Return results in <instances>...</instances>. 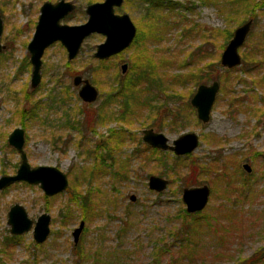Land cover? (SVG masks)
I'll return each instance as SVG.
<instances>
[{
  "label": "rangeland",
  "instance_id": "374dc122",
  "mask_svg": "<svg viewBox=\"0 0 264 264\" xmlns=\"http://www.w3.org/2000/svg\"><path fill=\"white\" fill-rule=\"evenodd\" d=\"M43 1L0 0L3 21L0 41L5 45L0 55V176L14 174L20 163L19 153L8 144L7 137L13 128L22 127L23 110L26 116L24 151L30 167L59 168L67 175L68 186L86 194L88 200L82 209L70 199L71 193L69 195L67 191L46 196L39 184L24 181L0 190V264H201L200 257L207 260L206 264H227L225 258L216 254L229 251L234 258L238 254L248 257L264 246V102L261 97L264 89L255 86L254 75L240 71L239 66L232 69L221 66L217 71L215 68V72H209L210 79L208 72H203L199 84L221 81L210 119L203 123L197 119L196 111L187 105L199 85L192 81L195 74L181 77L190 72L192 65H181L180 62L188 53H199V49L203 57L201 62H212L216 56L219 61L231 38L227 35L248 18H252V24L238 51L241 61L244 55L257 54L259 57L258 53L264 51V3L261 0H167L172 3V8L156 7L147 12L146 6L138 4V0H124L121 6L114 8L115 13L129 15L137 28L138 42L144 43L147 54L156 59H172L170 64L162 63L160 67L178 77L179 83L168 82L170 76L158 68L149 79L153 89L146 92L149 95L141 96L143 100L153 98L157 93L150 106L141 100V104L134 105L136 108L132 106L125 110L116 103L110 104L108 111L113 108L119 118L104 117L102 124L96 116L98 105L105 98L109 99L111 91L108 87L111 79L107 80L105 75L121 73L123 63L133 68L136 46L127 47L100 65L93 53L96 45L104 40L102 34L87 37L73 60H68L64 47L55 42L42 55L39 86L31 88V66L25 64V57H29L26 47ZM69 1L77 8L61 22L73 25L86 21L88 3L103 0ZM253 3H257V7L252 12L249 9ZM103 65L107 70L96 74ZM74 72L90 81L97 76L95 81L101 86L100 96L92 104L91 109L95 111L91 113L83 112L81 108L85 103L78 96L79 86L72 84ZM216 74L219 78H214ZM262 74L260 72L258 78ZM180 78L187 82H180ZM157 82L161 84L160 92ZM143 88L141 85V90ZM234 99L235 103H241L243 110L235 103L230 106ZM250 107L256 109L257 116ZM103 109L102 113H105ZM260 115L262 117L257 120ZM145 128L162 132L169 143L185 132H195L198 146L189 153L190 159L177 160L175 156L182 155L167 150L164 159L151 160L152 154L148 155L149 150L145 147L148 144L142 140ZM111 130L123 134L125 142L116 146L104 142L111 136ZM97 141L111 145L115 153H112V159L99 161L101 165L94 159L97 158L94 153ZM131 155L136 157L128 159ZM213 157H218V161H214L217 172L226 164L239 182L242 176L235 170L236 164L239 163L241 168L245 162L250 164L252 169L243 194L236 192L225 201L221 196L223 178H217L214 173H199L197 165L199 167L201 163L197 159L206 164L211 163ZM110 161L115 170L118 166L125 170L126 174H120L123 178L117 173L112 175L114 166L112 171L108 168ZM188 164L195 167L194 172L184 166ZM242 171L245 172L243 168ZM151 174L168 180L163 191L154 192L148 188L147 178ZM186 177H195L197 181L184 186ZM203 184L210 189L206 213L214 216L218 224L212 226L208 237L200 236L198 253H193L192 260H188L185 251L178 249V244L184 242L183 234L171 237L169 232L174 231L179 222V208H185L181 200L182 189ZM131 195L135 196L134 201L130 200ZM15 203L24 207L33 225L41 213H49L50 234L44 242L34 241L32 228L16 235L19 236L16 241L10 240L7 212ZM81 220L85 222L84 228L74 245L72 231ZM160 237L167 238L172 251L170 255L163 253L158 262L153 250ZM74 246L81 255L76 254ZM179 256L182 259L179 260Z\"/></svg>",
  "mask_w": 264,
  "mask_h": 264
},
{
  "label": "water",
  "instance_id": "95a60500",
  "mask_svg": "<svg viewBox=\"0 0 264 264\" xmlns=\"http://www.w3.org/2000/svg\"><path fill=\"white\" fill-rule=\"evenodd\" d=\"M123 0H103L92 2L86 6L87 19L84 23L68 25L60 23V20L74 9L70 1L59 0L55 4L44 2L40 8V15L35 26V31L27 45L29 62L32 65L30 86L36 88L41 82V57L44 50L56 41H60L67 51V58L73 59L79 52L83 40L93 33L105 36L104 41L96 45L93 53L94 58L106 60L129 47L136 35V26L127 13L117 14L115 7L122 5ZM252 20H246L238 25L225 45L219 57V63L224 68H233L241 64L239 48L244 44L249 33ZM2 33V19L0 16V36ZM3 45L0 43V51ZM127 63L121 65V73L127 71ZM73 85L79 86L78 94L85 102H94L98 96L96 87L88 80L82 79L80 75L73 77ZM219 82L213 80L211 83H200L190 98V104L195 108L196 117L199 121L208 122L212 106L219 90ZM142 140L149 146L166 151L175 155H187L198 146V135L195 132H185L171 143L162 132L152 128L142 131ZM7 142L20 156V163L14 174L0 176V190L17 182L24 181L28 184H39L46 196H53L63 192L68 185L66 174L55 166L38 165L30 167L27 155L24 151L25 135L20 126L13 128L9 133ZM245 172H251V166L245 162L242 164ZM168 180L159 175L151 174L147 179V186L154 192L163 191ZM210 194L209 186L184 187L181 194L182 203L188 213L203 210L208 203ZM134 201L135 196L131 195ZM50 215L41 213L34 222L27 216V212L20 204H13L7 212V224L9 232L13 235H21L32 228L33 239L37 243L44 242L50 231ZM84 220H81L72 231L74 245L77 244L80 234L84 228Z\"/></svg>",
  "mask_w": 264,
  "mask_h": 264
},
{
  "label": "trees",
  "instance_id": "16d2710c",
  "mask_svg": "<svg viewBox=\"0 0 264 264\" xmlns=\"http://www.w3.org/2000/svg\"><path fill=\"white\" fill-rule=\"evenodd\" d=\"M125 1H128V0H125ZM89 2H91V0H89ZM261 2L264 3V0H261ZM138 4L145 5L147 12L151 8H156V7L157 8L158 7L159 8H172V3L170 1H167V0H138ZM256 4H254V6H252V8L249 10H252V12H253L255 10V7H257V6H255ZM250 19H252V18H250ZM186 30L189 31V28H187ZM215 31H219V30L215 29ZM232 33L233 32H231L227 36L231 37ZM138 39L139 38L137 36L134 39L133 44L131 45V46H136L135 47L136 54L134 55L135 66L133 68L131 66H129L128 70L123 75L121 73H119L118 71H116L115 73L110 74V75H105L107 80L111 79L110 83L108 82V87L111 89V91H110L109 99L107 100V98H105L106 101L103 100V102L105 101L104 104H102L103 102H101L98 106L99 110L97 113L98 114L97 120L100 121V123L102 122V124L104 123V119H106L109 116H111V119H117L118 120V118H119V116L115 115L116 112L114 111L113 108H112V110L109 109V111H108V107L110 104L116 103V104H118L120 109H124V110L128 107H131V109H132V106H133V108H136V107H134V105H136L138 103L141 104V102L150 106L149 103L152 101V99L156 96L157 93L154 95L153 98L150 97V98L141 100V96L149 95V93H146V92L153 89V86L150 84L151 80H149V79H151L150 78L151 75H154V73L157 72L158 68H161L160 66L162 63H164V64L165 63L166 64L171 63L172 59L164 58V57H161V59L160 58L156 59L154 57V55H152V54L150 55L149 53L147 54L146 50H145L146 48L144 46V43L138 42ZM223 47H224V44L221 45V48H223ZM257 48L259 49L260 46L258 45ZM198 51H199V53H197L195 55H191V53H188L186 55V57H184V59H182L180 61L182 63L181 65H186V64L188 66H189V64L192 65V66H189L191 68L190 72H186V73L181 74V77L182 78L192 77L193 74H195L192 78L193 79L192 81L194 82L195 85H198L200 80H202L203 72H204V74H206L208 72L207 76H208V79H210L209 72H215L214 71L215 68H216V71L219 68H221L219 61H217V56H216L215 60L212 62L211 61L210 62L209 61L208 62H201V60H203L202 51L200 49ZM251 51H253V48L251 49ZM258 54H259V57L257 56V54H255L254 56L253 55L242 56V61H241V64L239 65V70L244 72V73L253 74L254 75V78L252 80L253 84L255 86H258L261 89H264V51L259 52ZM190 60H191V62H189ZM103 62H104V60L99 61L100 65H102ZM25 64L28 66V63L26 60H25ZM104 70H107V68H106V66L103 65L102 69L97 70L96 74H98L99 71L102 72ZM227 70L228 69H226V71ZM159 71H164V73H166V68H161ZM260 72H262L263 74L260 78H258V75ZM166 74L169 75V73H166ZM169 76H170V79L167 78L168 82H170L174 85L176 83H179L178 77L171 76V75H169ZM218 76H219V74H216V76H214V78H219ZM96 77H97L96 75L93 76L91 81L100 90L101 86L99 85V83H97L95 81ZM182 78H180V82H182V83L187 82L186 80H184ZM220 82L221 81H219V83ZM141 85L144 86V88L142 90H141ZM160 86H161V84L158 83V85H157L158 92L162 91V88H160ZM168 87L169 86H167L166 89ZM140 92H143L144 94H142ZM261 97H262V100L264 102V94H262ZM140 100H141V102H140ZM235 101H236V99L231 101L230 106H232L235 103ZM187 105L189 106V108L193 112H195V109L190 105L189 100L187 101ZM234 105H238L239 106L238 109L243 110L240 102H236ZM103 107H104V109H103ZM250 108L252 109L251 111H253V113H255V115L257 116L258 114L256 113V109L252 108V107H250ZM101 109H103L105 111V113H102ZM24 113L25 112L22 110L21 116H20L22 119V120H20V125L23 128H25V121H26V119H25L26 116ZM262 114L264 115V112ZM169 115L171 116L170 112H169ZM104 117H106V118H104ZM261 117H262V115H260L257 120H259ZM126 120L127 119L123 120V122L125 123ZM110 134H111V136H109V139L107 136L104 142H107L111 145H112V143H114L115 146L118 143L125 142V138H124L123 134H119L118 131L111 130ZM104 142H103V144H100V142H98V141L94 143V153H95V157H97L94 159H97L98 164H99V161H101V160L112 159V158H110V157H112L111 156L112 153H113V155H115L114 148H112L111 145H106L107 143L104 144ZM145 147L150 151V152L149 151L147 152L148 155H150V153L152 154V156L150 158L151 160H162V159H164V157H166L165 155L167 152H165V151L158 150L156 148H152L149 145H146ZM135 155H131L130 157H128V159L136 157ZM258 155L261 156L260 153ZM191 156H192L191 154L182 155V156H175V159H177V160L178 159L179 160L180 159L181 160L182 159H190ZM103 157H106V158H103ZM137 158H139V157H137ZM144 158H145V156H144ZM217 158L218 157H213L212 158L213 160L211 161V163L206 162V164H205V162H199V160L197 159V162L199 164L201 163L199 165V167L197 165V168H199V170H200L199 173L201 175L202 174H208L209 175L210 173H214L217 178L218 177L223 178L224 189H223V193L221 194V196L223 197V200L229 201L230 198L233 197L236 192L241 193V194L244 193L243 190L245 188H247V179L249 178L250 173H245V172L243 173L240 164L239 163H238V165L236 164L235 170L241 172L240 175L242 176L241 180L239 182V180H237V177L235 176V173L234 172L231 173L226 164L225 165L223 164V166H221V168H220V171L217 172L216 168L218 166L217 167L214 166V161H218ZM246 159L248 160V158H246ZM113 160H114V158H113ZM165 160H166V158H165ZM228 162L231 163V160ZM110 163H111V161H110ZM191 163L193 164V166L196 165V163L193 159H191ZM207 163H209V164H207ZM99 165H101V164H99ZM205 165H209V166H205ZM216 165H218V164L216 163ZM233 165H235V164H233ZM104 166H106V164ZM113 166H114V164L111 163L108 165V168H110L112 171ZM177 166L181 167V165L179 163L177 164ZM184 166L185 167L187 166V168L191 169V172H194V170H195V167H193L190 164L184 165ZM190 166H192V168ZM113 170H114V172H111L113 176L116 175V173H117V176L119 178L120 177L123 178L122 176H120V174L125 173V170L123 171L122 167L118 166V167H116V170H115V166H114ZM233 173H234V175H233ZM232 175L234 177L233 180H232ZM195 179L197 181V178H195V177L184 178V180H183L184 186H191L192 183H190V182H195ZM66 191L69 192V195L71 193L70 199L74 203H77L82 209H85L86 202L88 200V197L86 196V194H81L77 190L72 189V187H70V186H68ZM75 192H77V193H75ZM206 208H207V205L205 206V208L203 210H201L199 212L188 213L186 211V209L183 206H181L179 208L178 214H177L178 218H179V222L174 227V231L169 232V235L171 237H176V235H178L179 233L183 234V241L184 242L183 243L180 242L178 244V249L180 252L182 250L185 251L184 256L188 260H192V258L194 257L193 253L194 254L198 253L197 249H198V243H199L200 236L201 237H204V236L208 237L212 231V229H211L212 226H216L218 224V221L216 223V219L214 216L211 217L210 214L206 213ZM214 229H216V228H214ZM18 238H19V236H16V235L10 236V240L14 239V241H16ZM165 239H167V238L166 237L157 238V240H156L157 243L154 244L155 250H153V253L156 255L155 261L157 258V261L159 262L160 257L163 255V253L169 254L172 251L171 250L172 244L168 243ZM76 247L75 246L73 247L74 250L76 251V254L81 255L82 254L81 251H79V250L77 251ZM217 255H220L222 258H225L226 261L228 262L227 264H231V263L232 264H264V246L259 247L257 250H255V252L252 255H250L248 257H242L241 255L238 254L237 257L234 258V255L231 254L229 251H221L219 254H216V256ZM200 258L202 260L201 264H206L207 260L203 257H200ZM180 259H182V258H180V256H179V260Z\"/></svg>",
  "mask_w": 264,
  "mask_h": 264
},
{
  "label": "flooded vegetation",
  "instance_id": "af4514ba",
  "mask_svg": "<svg viewBox=\"0 0 264 264\" xmlns=\"http://www.w3.org/2000/svg\"><path fill=\"white\" fill-rule=\"evenodd\" d=\"M59 0H57L56 2H58ZM65 1H69V0H65ZM124 1V0H123ZM44 2H51L52 4H55L56 2H52V1H50V0H45V1H43L42 2V4L44 3ZM70 2H72V1H70ZM73 4H74V9L70 12V13H68L65 17H63L61 20H60V23H62V24H67V23H63V22H61L63 19H65V18H69L70 17V15H71V13H73L75 10H76V8H77V6H76V4L74 3V2H72ZM123 3V2H122ZM42 4L40 5V7H39V13H38V16H37V20H36V22H35V24H34V31H35V26H36V24H37V21H38V19H39V15H40V8H41V6H42ZM89 4V3H88ZM87 4V5H88ZM86 5V6H87ZM0 10H1V8H0ZM115 12V11H114ZM85 13H86V7H85ZM86 15H87V13H86ZM0 16H1V12H0ZM88 16V15H87ZM1 19H2V16H1ZM84 23V22H83ZM81 24V23H80ZM68 25H70V24H68ZM73 25H76V24H73ZM2 30H3V21H2ZM34 31H33V33H34ZM136 33H137V28H136ZM2 34V33H1ZM94 34V33H93ZM98 34H100V33H98ZM32 36H33V34H32ZM104 36V35H103ZM89 37V36H88ZM32 38V37H31ZM87 38V37H86ZM85 38V39H86ZM104 38H105V36H104ZM136 38V35H135V37H134V39ZM84 39V40H85ZM134 39H133V41H134ZM31 40V39H30ZM83 40V41H84ZM104 41V40H103ZM102 41V42H103ZM133 41H132V43H131V45L133 44ZM56 42H59L60 44H61V42L60 41H56ZM0 43H1V41H0ZM29 43V42H28ZM28 43H27V45H28ZM55 43V42H54ZM54 43H52V44H54ZM83 43V42H82ZM2 44V43H1ZM51 44V45H52ZM3 45V48H2V50L0 51V55H1V53H2V51L5 49V45L4 44H2ZM50 45V46H51ZM62 45V44H61ZM82 45V44H81ZM130 45V46H131ZM63 46V45H62ZM129 46V47H130ZM49 47V46H48ZM64 47V46H63ZM81 47V46H80ZM26 49H27V47H26ZM65 49V48H64ZM66 50V49H65ZM79 50H80V48H79ZM96 50V49H95ZM45 51V50H44ZM27 52H28V50H27ZM95 52V51H94ZM44 53V52H43ZM66 53H67V51H66ZM79 53V52H78ZM28 54H29V52H28ZM78 55V54H77ZM76 55V56H77ZM116 55H119V53L118 54H116ZM75 56V57H76ZM113 56H115V55H113ZM113 56H111V57H113ZM74 57V58H75ZM110 57V58H111ZM26 58V61H27V63H28V66H29V64H30V62H29V57H28V59H27V57H25ZM73 58V59H74ZM68 59V58H67ZM73 59H71V60H73ZM109 59V58H108ZM69 60V59H68ZM98 60V59H97ZM107 60V59H106ZM98 61H103V60H98ZM67 62H69V61H67ZM30 66H31V69H32V65L30 64ZM41 66H42V57H41ZM129 66V65H128ZM126 73V72H125ZM124 73V74H125ZM122 74V73H121ZM76 75H80V74H76V72H74L73 74H72V76L74 77V76H76ZM123 75V74H122ZM30 76H31V70H30ZM81 76V75H80ZM41 77H42V75H41ZM73 77H72V80H73ZM81 78L82 79H88V78H83L82 76H81ZM89 80V79H88ZM90 81V80H89ZM91 83H92V81H90ZM72 84H73V82H72ZM93 84V83H92ZM94 86H95V84H93ZM75 86V85H74ZM96 87V86H95ZM79 88H80V85H79ZM79 88H78V90H77V93H78V91H79ZM96 89H97V91H98V96H97V98H96V100L94 101V102H96L97 101V99L99 98V96H100V94H99V89L96 87ZM78 96H79V94H78ZM79 98H80V96H79ZM81 99V98H80ZM82 100V99H81ZM82 102H84L85 104H83L84 106L83 107H81V108H83L84 110H83V112L84 111H86V110H88V113H91V112H93V111H95V109H91V107L93 106L92 104L94 103V102H90V103H88V102H85V101H83L82 100ZM99 106V105H98ZM98 113V112H97ZM96 113V116L98 117V114ZM18 127V126H17ZM24 129V128H23ZM9 135V134H8ZM24 135H25V130H24ZM8 138V137H7ZM25 140H26V135H25ZM67 176V175H66ZM68 179V178H67ZM68 185H69V183H68ZM68 185H67V188H68ZM67 188L64 190V191H66L67 190ZM61 193V192H60ZM57 194H59V193H57ZM44 213V212H43ZM47 213V212H46ZM49 214V213H48ZM50 220H51V218H50ZM50 226V225H49ZM49 234H50V231H49ZM49 236V235H48Z\"/></svg>",
  "mask_w": 264,
  "mask_h": 264
}]
</instances>
